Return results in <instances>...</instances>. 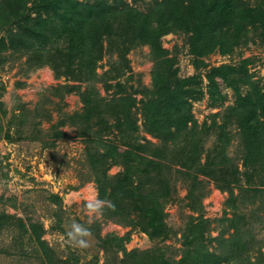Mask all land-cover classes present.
<instances>
[{
	"label": "trees",
	"instance_id": "obj_1",
	"mask_svg": "<svg viewBox=\"0 0 264 264\" xmlns=\"http://www.w3.org/2000/svg\"><path fill=\"white\" fill-rule=\"evenodd\" d=\"M138 1L0 0V29L9 34L7 41L0 38V49L11 48L26 54L28 62L49 66L57 77L67 75L83 81L96 79L98 61L106 52H118L126 65L129 62L127 53L133 46H151L157 58L156 69L152 72L153 88L140 102L143 103L145 129L164 144L147 146L131 138L127 139L126 147H122L106 141L108 149L96 155V159L93 156V164L98 168L107 158H112L113 162L124 165V170L115 176L107 173L106 166L98 168L100 174L96 178L98 198L111 202L110 208L118 220L127 219L151 238H166L169 229L164 199L170 196V182L167 176H162L160 188L152 186L156 177L151 173L156 171L161 175L170 169L158 157L168 150L167 144L171 141L180 145L174 150L180 154L181 165L188 169L196 166L197 172L213 178L217 187L221 191L228 190L233 198L232 186L240 185L241 181L247 183L248 197L254 203L264 192V85L253 80L248 67L250 58L242 59L240 66L230 63L209 66L204 59L217 51L231 54L236 46L252 38L250 31L264 44V0H155L148 11L141 10ZM179 32L188 34L197 70L186 77L178 76L173 60L168 57L169 50L162 44L164 35ZM115 69L118 71L114 76L122 73L118 67ZM204 78L208 81L206 92L214 105L226 98L220 83L235 91L236 103L225 111L224 116L228 118L222 124L214 120L199 125L192 112L193 100L204 95ZM105 84L107 89L113 86L107 81ZM243 86L248 87L246 93L242 91ZM119 87L123 88L121 84ZM79 88L71 85L68 90ZM85 99L89 104V116L93 112L100 113L98 125L104 124L101 130L117 129L125 136L138 133L140 127L133 111L137 98L133 94L112 100L116 104L106 102L110 108L103 112L99 103L89 97ZM105 112L114 115V123H109ZM231 121L240 129L241 141L236 155L239 158L227 152L233 135L225 128ZM91 130L92 125H89L81 134L87 136L89 132L93 140L102 139V136H92ZM211 133L217 136L214 149L210 150L213 154L207 152V158L201 162L205 137ZM57 135L64 136L59 132ZM6 136L14 138L10 132ZM148 152L150 155L146 154ZM235 158H241L243 171ZM142 173L148 176L147 182L138 177ZM133 213L140 214L141 219H136ZM245 219L241 213L233 220L239 225ZM192 223L189 221L184 230L185 247L179 260L169 259L165 252H158L159 249L154 252L127 250L124 241L128 236L111 235L103 241L106 249L112 246L123 253L122 264H223L224 261L227 264H264V253H257L261 247L254 244L255 240L244 237L238 225L234 236L221 238L223 250L216 252L205 243V229L201 223ZM36 238L44 246L41 235ZM228 245L230 248L224 252Z\"/></svg>",
	"mask_w": 264,
	"mask_h": 264
},
{
	"label": "rangeland",
	"instance_id": "obj_2",
	"mask_svg": "<svg viewBox=\"0 0 264 264\" xmlns=\"http://www.w3.org/2000/svg\"><path fill=\"white\" fill-rule=\"evenodd\" d=\"M154 2L139 0L137 5L148 11ZM8 35L6 30L0 29V38L7 41ZM249 36L252 38L236 46L231 54L223 55L217 51L204 59L209 66L223 63L240 66L242 59L250 58L248 67L253 80L264 85V44L254 32L250 31ZM104 42L107 43L106 39ZM162 44L169 50L168 57L173 60L179 77L197 72L188 34L168 33L162 37ZM127 58L129 62L125 65L118 52H106L98 61L96 79L81 81L67 75L57 77L49 66L40 67L28 62L26 54L11 48L0 49V264H122V252L112 246L106 249L103 238L111 235L128 236L124 241L127 250L154 252L159 249L158 252H165L169 259L179 260L185 247L184 230L189 221L201 223L205 229V243L211 251L220 252L223 250L221 238L235 235L238 222L233 219L241 213L246 219L238 226L244 237L255 240L254 244L262 249L257 253H264V192L255 198L254 203L248 197L247 183L241 181L240 185L232 186L233 198L228 190L221 191L213 178L197 172L196 166L188 169L181 165L180 154L174 150L180 145L172 141L167 144L168 150L158 157L170 169L161 175L156 171L151 173L156 177L152 186L160 188L162 176H167L170 182V196L164 199L168 237L151 238L127 219L119 221L108 206L98 214L89 213L84 208L85 201L98 198V168L108 167L110 176L124 170V165L113 162L112 158H107L99 167L96 165L98 168L94 167L93 156L96 159V155L105 153L109 147L106 141L122 147H126L127 139L131 138L147 146L164 144L145 129L143 103L140 102L153 88L152 72L156 69L157 58L148 44L133 46ZM115 67L122 71L118 76H114L118 71ZM202 72L204 74L205 69ZM105 81L113 86L107 89ZM202 83L204 95L192 102L194 117L199 125L214 120L222 124L228 118L224 116L225 111L236 103L235 91L220 83L226 98L214 105L206 92L207 79L204 78ZM71 85L80 88L68 90ZM247 89L243 86V93ZM125 94L137 98L133 111L140 127L138 133L125 136L117 129L101 130L104 124L98 125L100 113L93 112L89 116V104L85 98L99 103L103 112L110 108L106 102L115 103L112 100ZM104 116L109 123L115 122L111 113L105 112ZM235 123L231 121V125L225 128L233 135L232 144L227 149L230 156L239 153L241 141L240 129ZM89 125H92L91 135L102 136V139L90 138L89 130L87 136L81 134ZM7 132L14 138H8ZM58 132L64 136H58ZM216 139L215 133L205 137L201 162L207 158V152L214 149ZM209 153L213 154V151ZM238 158L235 163L243 171L242 160ZM138 177L148 181L145 173ZM133 216L141 219L138 213ZM73 221L90 229L87 247L68 242L66 230ZM38 234L44 246L37 240ZM229 248L230 245L224 252Z\"/></svg>",
	"mask_w": 264,
	"mask_h": 264
},
{
	"label": "clouds",
	"instance_id": "obj_3",
	"mask_svg": "<svg viewBox=\"0 0 264 264\" xmlns=\"http://www.w3.org/2000/svg\"><path fill=\"white\" fill-rule=\"evenodd\" d=\"M105 206L112 207L110 201H106L101 198H92L84 203V208L93 214L100 213ZM90 235V229L85 227L84 225L73 221L70 227L66 230V237L69 243L77 246V247H87L88 246V239Z\"/></svg>",
	"mask_w": 264,
	"mask_h": 264
}]
</instances>
